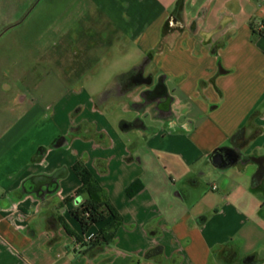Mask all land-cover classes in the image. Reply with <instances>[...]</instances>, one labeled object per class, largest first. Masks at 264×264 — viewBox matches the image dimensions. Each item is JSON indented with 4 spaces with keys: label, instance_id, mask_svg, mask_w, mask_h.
I'll list each match as a JSON object with an SVG mask.
<instances>
[{
    "label": "crops",
    "instance_id": "crops-1",
    "mask_svg": "<svg viewBox=\"0 0 264 264\" xmlns=\"http://www.w3.org/2000/svg\"><path fill=\"white\" fill-rule=\"evenodd\" d=\"M66 2L46 48L0 50V264H264V178L252 185L258 165L243 159L264 156V36L253 33L264 0ZM171 16L181 29L164 35ZM101 59L98 84L114 76L107 89L120 100L138 108L151 86L122 83L136 72L155 79L156 70L171 98V115L156 117L151 134L140 118L121 120L134 144L86 93ZM43 71H56L64 89L55 99L32 94ZM242 127L235 162L214 167L211 153L232 148L225 143ZM79 160L122 216L112 241L88 250L63 226L85 239L105 225L82 234L70 213Z\"/></svg>",
    "mask_w": 264,
    "mask_h": 264
},
{
    "label": "rangeland",
    "instance_id": "rangeland-1",
    "mask_svg": "<svg viewBox=\"0 0 264 264\" xmlns=\"http://www.w3.org/2000/svg\"><path fill=\"white\" fill-rule=\"evenodd\" d=\"M6 1L7 3L3 5L2 8H0V31L3 27H6L5 25L8 24V22L13 23L12 25L14 26L9 28L0 36V50H10V47L14 48L16 46H22V48H30L31 43L35 41L38 45H40V47L46 48L48 43L50 44L54 36H56L50 27L55 26L57 22L59 23L60 18L63 17V15L61 16V14H64L65 12V4L67 3V0ZM73 17H76V15H73ZM117 47L118 48H116L113 52H118V49L119 51H121V44L120 46L117 45ZM134 47L136 49L137 46L134 45ZM8 52L9 51H7V53ZM144 61H146V55L141 56L136 64H142ZM107 63V60L101 59L97 63V66H93L92 68H90L88 72V81H92L94 83L90 84V86L87 87L86 93L100 104L99 106L101 109L99 110L103 111L104 116L110 122L112 129L123 137H130L131 141L129 143L132 142L134 144L136 143L135 131L131 129L129 131H126L123 135L120 132L123 130L120 128L121 120L133 122L135 118H140L141 120H143V122L146 123V127L144 129L145 133L151 134L155 127V118L157 117V113L154 112L156 110H154L153 106H145L144 100L142 101V103H140L138 108L134 106L133 102H128V99L123 98L120 100L117 96L118 90L107 89V86L109 85L108 83L112 82V79L114 77L112 75L108 78L106 85L98 84V80L100 77L102 79L107 76L103 75V69H105ZM115 66H118V68L121 67L120 64H116ZM131 66H129L130 69L132 68ZM7 71L12 72L11 69ZM56 74V71H51L49 74H47L46 71H43V75H37V79L40 80L38 82L40 83H38L35 91H33L32 94L37 97L40 93H44V95H46L47 98L51 100L57 98L60 95L59 93L64 89L62 90L61 86L58 84V81H56ZM156 74L159 75L156 76L155 80L161 79L162 75L160 71L156 70ZM27 79L29 80L30 77H27ZM48 83H51V88H48V86H46V84ZM105 89H107V91ZM146 107L147 110L144 111V108ZM195 114L200 115L197 111ZM92 130L88 129V131L83 132L84 134H87V132L88 134H90ZM93 134H95L94 136H96L98 139L102 138L99 133ZM225 144H231V141L227 140ZM224 169L226 170L228 168ZM75 176L77 177L76 173ZM78 180L79 188L81 186V181L80 179ZM69 228L76 232V230L71 226Z\"/></svg>",
    "mask_w": 264,
    "mask_h": 264
},
{
    "label": "trees",
    "instance_id": "trees-1",
    "mask_svg": "<svg viewBox=\"0 0 264 264\" xmlns=\"http://www.w3.org/2000/svg\"><path fill=\"white\" fill-rule=\"evenodd\" d=\"M177 29H181L179 22L171 16L167 21L163 33L164 35L167 33L169 34ZM253 33L264 36V20H262V27L258 31L254 30ZM218 72L224 73L225 70L219 66ZM73 130L74 128H71V131ZM61 138L62 137L57 138V140L54 141V147L59 144ZM230 141L232 143V148H227L226 150L233 154L232 157H235V155H237L236 152L247 142L244 128L237 129L234 134L231 135ZM243 159L248 162H255L258 165L257 171L252 179V185L258 184V182L264 178V156L247 155L244 156ZM73 170L80 179L81 186L74 192V197L78 198L79 202L70 213L80 223L82 234L87 233L93 224L105 222V225L94 232L93 236L89 239H83L79 233L68 228L65 222H63V226L66 232L73 236L75 241L80 244L81 248H86L88 250L95 246L107 244L112 241L115 229L122 222V216L115 209V205L108 199L104 189L100 187L99 183L94 178L91 171L84 165L82 160L74 163ZM134 185L135 184H132L128 187L126 192L127 195H133ZM158 252H160V248H154L146 254V257L149 258Z\"/></svg>",
    "mask_w": 264,
    "mask_h": 264
},
{
    "label": "flooded vegetation",
    "instance_id": "flooded-vegetation-1",
    "mask_svg": "<svg viewBox=\"0 0 264 264\" xmlns=\"http://www.w3.org/2000/svg\"><path fill=\"white\" fill-rule=\"evenodd\" d=\"M151 75L143 76L141 72L133 73L131 76L127 77L122 83L125 88L132 87L133 83L141 82L150 85V89L142 92L144 105L153 106L157 117H169L171 115V98L167 95L165 86L162 82V79L155 80L152 79ZM148 103V104H147ZM233 155V154H231Z\"/></svg>",
    "mask_w": 264,
    "mask_h": 264
},
{
    "label": "water",
    "instance_id": "water-1",
    "mask_svg": "<svg viewBox=\"0 0 264 264\" xmlns=\"http://www.w3.org/2000/svg\"><path fill=\"white\" fill-rule=\"evenodd\" d=\"M210 162L217 168H226L232 165L235 162V158L232 157L231 152L227 151L225 148H218L214 150L210 155ZM65 172L66 169H60L50 178L60 177L62 172Z\"/></svg>",
    "mask_w": 264,
    "mask_h": 264
},
{
    "label": "built area",
    "instance_id": "built-area-1",
    "mask_svg": "<svg viewBox=\"0 0 264 264\" xmlns=\"http://www.w3.org/2000/svg\"><path fill=\"white\" fill-rule=\"evenodd\" d=\"M93 234H94V233H89V234L86 236L85 239H89V238H91V237L93 236Z\"/></svg>",
    "mask_w": 264,
    "mask_h": 264
}]
</instances>
